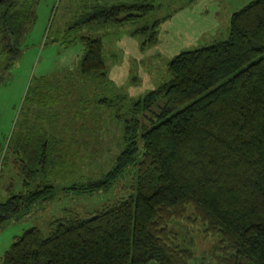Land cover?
Segmentation results:
<instances>
[{"label":"trees","instance_id":"obj_1","mask_svg":"<svg viewBox=\"0 0 264 264\" xmlns=\"http://www.w3.org/2000/svg\"><path fill=\"white\" fill-rule=\"evenodd\" d=\"M19 1L0 0V42L9 57L4 68L17 55L21 28L14 22L25 17V10L16 15ZM151 9L144 3L93 8L73 25L132 21ZM157 27L135 30L144 37L141 48L155 43ZM79 42L78 73L104 78L102 39ZM113 101L118 97L98 104L118 106ZM129 104L126 114L112 113L120 138L108 169L74 183L76 165L61 155V139L31 126L26 108L5 148L19 166L23 191L7 187L0 225L56 192L105 193L129 172L131 184L124 198L92 214L51 220L45 236L37 227L25 229L0 264H189L192 252L170 228L181 220L199 223L216 239L214 264H264V0L231 14L225 39L175 55L161 83Z\"/></svg>","mask_w":264,"mask_h":264},{"label":"rangeland","instance_id":"obj_2","mask_svg":"<svg viewBox=\"0 0 264 264\" xmlns=\"http://www.w3.org/2000/svg\"><path fill=\"white\" fill-rule=\"evenodd\" d=\"M249 1L20 0L16 15L25 10V17L21 15L14 22L21 34L15 36L17 55L7 68L9 57L0 42V202L7 197V187L12 194L23 191L19 166L5 154V148L26 108L31 126H41L48 135L61 139L62 146L57 147L61 155L76 165L71 182H78L80 177L96 179L118 151L120 126L112 113L126 114L130 101L157 87L165 77L167 62L178 53L225 39L231 14ZM141 3L152 6L142 18L116 24L73 25L93 8ZM154 22L158 24L155 43L141 48L144 37L135 30ZM82 36L103 41L102 79L85 78L77 71ZM112 97H118L119 101H113L118 106L104 109L98 104ZM130 176L129 172L105 193L77 196L56 192L52 200L36 203L26 216L2 223L0 257L25 229L37 227L45 236L51 220L68 212L86 216L121 200L129 193ZM170 228L178 243L192 252L189 264H214L211 253L216 239L206 235L202 225L181 220Z\"/></svg>","mask_w":264,"mask_h":264}]
</instances>
